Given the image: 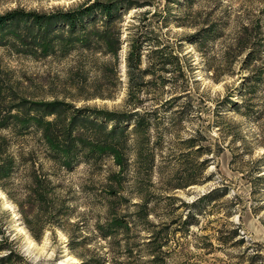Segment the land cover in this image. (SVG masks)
Returning <instances> with one entry per match:
<instances>
[{"label":"rangeland","instance_id":"1","mask_svg":"<svg viewBox=\"0 0 264 264\" xmlns=\"http://www.w3.org/2000/svg\"><path fill=\"white\" fill-rule=\"evenodd\" d=\"M94 1L0 0V14L16 8L52 13ZM120 4L117 54L90 34L101 27L98 12L86 32L73 33V45L61 25L57 32L66 39L49 54L0 45L3 112L56 120L61 109L50 114L35 102L63 100L71 105L65 118L80 109L85 118L76 128L95 141L104 131L86 117L107 130L116 121L92 111L128 115L119 123L129 134L125 165L105 155L61 167L39 130L0 127L17 164L0 185V224L21 256L18 264H152L154 252L165 264H264V0ZM132 68L150 71L132 82ZM142 116L149 123L143 146L142 131L133 129ZM34 170L58 185L63 213L32 207ZM17 202L41 218L39 235ZM115 217L126 223L111 231Z\"/></svg>","mask_w":264,"mask_h":264},{"label":"trees","instance_id":"2","mask_svg":"<svg viewBox=\"0 0 264 264\" xmlns=\"http://www.w3.org/2000/svg\"><path fill=\"white\" fill-rule=\"evenodd\" d=\"M131 6L132 2H129L126 7L131 8ZM120 10V0H95L88 5H81L73 9L58 10L52 13H40L16 8L0 14V45L12 44V46H16L20 50H27L29 47H35L41 52L49 54L50 51L57 50V45L54 44L57 40L62 41L66 39L64 33L57 32L58 29L62 28L61 25L68 28V35L71 36V38H67V45H73L78 39V37H73V33L86 32L89 27L88 24L91 23L88 19H93L94 15L98 12L103 16V20L100 24L102 28L96 25L94 30H90V34H96L97 41L102 40V44L100 45H104L106 51L114 55L117 54V50L121 44L120 32L117 34L118 37L115 35V29L117 27L116 22L121 18ZM84 35L88 36L89 33ZM79 41H82L81 38ZM83 42H86V40ZM87 45L88 47H91L92 40H89ZM61 50H64V47H62ZM133 57L135 59H133V61L136 63L138 61V56L135 52L132 54V58ZM129 71L131 75L130 78L133 82L135 78L137 79L138 76L146 74L150 69L138 70V74L133 71V68L129 69ZM1 93L0 88V96ZM24 101L27 100L24 99ZM35 103H37L38 106L49 109L48 112L50 114H53V111L56 109H61L58 119L45 121L42 116L41 118L33 116L30 119H27L24 117L22 118L19 114L12 113L10 109L3 112V109L0 108V127L7 128L12 125L20 134H27L32 130H39L42 135L41 141L44 143L48 156L53 159L56 165L61 167H72L81 160H85L86 162H96L101 160L105 155L113 156L115 161L120 165L126 164L124 154L129 134H126L127 129H120L119 126L122 118L128 117L125 112L108 110L92 111L93 113L101 115L104 121H116L114 126L110 130H107L106 126L101 124V121L100 123H97V121L90 120L86 117L90 123L97 125L99 129L102 128V131H104L102 132L103 135L100 139L95 141L82 136L79 130H77L78 128H76V123L85 118V113L79 114L80 109L75 110L77 112L73 114L68 121L67 117L65 118V115L67 111L71 109L69 103L63 100L49 102L38 101ZM93 113H91V115ZM132 118L133 115L131 118L129 117V119L124 118V122H130ZM148 127L149 123L143 116L138 117L137 122L133 125V129L139 133L142 131V139L140 140L142 146L147 143V140L149 139L148 136L146 137L145 132ZM75 131H78V133ZM116 136H118V138H116ZM7 153L6 141L3 137H0L1 186L5 180L11 177L17 165L15 156L13 157L11 154ZM149 158L150 157H147V159L144 160V165H146L148 169H150ZM113 177L116 178V174H113ZM57 186H52L51 181L47 179L43 180L37 170L32 171L27 196L28 201L38 212L41 210L44 211V209L49 210V208H54L57 210V214L63 213L65 202L56 193ZM111 193H115L114 190H112ZM17 203L24 211V217L30 230H32L35 236L39 235L44 228L41 218L37 214H32L31 216L24 210V204H22V202ZM125 223L126 222H124L122 217H115L111 220L109 225L112 229L111 231H115L117 227L124 226ZM5 233L6 229L0 224V252L7 251L6 254L0 255V264H18L19 260H17V258L21 259V256L15 252L14 248L11 246L9 236ZM150 244H155V240H150ZM159 258L160 256L157 252H154L151 263L165 264L164 260H160Z\"/></svg>","mask_w":264,"mask_h":264}]
</instances>
